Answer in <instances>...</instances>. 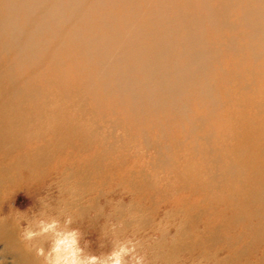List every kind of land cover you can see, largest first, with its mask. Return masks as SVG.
Masks as SVG:
<instances>
[{
	"label": "rangeland",
	"instance_id": "1",
	"mask_svg": "<svg viewBox=\"0 0 264 264\" xmlns=\"http://www.w3.org/2000/svg\"><path fill=\"white\" fill-rule=\"evenodd\" d=\"M59 8L0 0V21L33 45L0 23V101L15 121L0 218L19 233L16 209L36 212L47 193L90 251H108L123 221L117 236L139 238L147 264H264V2Z\"/></svg>",
	"mask_w": 264,
	"mask_h": 264
},
{
	"label": "clouds",
	"instance_id": "2",
	"mask_svg": "<svg viewBox=\"0 0 264 264\" xmlns=\"http://www.w3.org/2000/svg\"><path fill=\"white\" fill-rule=\"evenodd\" d=\"M120 134L122 129L117 130V135ZM47 196L45 193L38 197L41 207L36 212L29 214V210L16 209L15 218L21 241L41 258V264H147L139 238L117 236L123 221L110 225L112 243L108 251H90L87 247L90 242H81L84 233L76 226V217L62 204L60 212L50 211L55 205Z\"/></svg>",
	"mask_w": 264,
	"mask_h": 264
},
{
	"label": "bare ground",
	"instance_id": "3",
	"mask_svg": "<svg viewBox=\"0 0 264 264\" xmlns=\"http://www.w3.org/2000/svg\"><path fill=\"white\" fill-rule=\"evenodd\" d=\"M65 1H67V0H63V1L62 0H24V2H26L28 7L37 9V12H40V14L42 16L49 15L51 17L57 16V12H59V10H60L59 6L61 5L62 2H65ZM6 18H8V16H5L3 18V20L0 21V23L4 24V25L8 24L10 27L14 28L17 32H20L18 38L19 39L23 38V40L26 39L27 43H28L31 40L30 31H28V30L22 31V29H20V26L17 24L16 21L11 20L9 22ZM4 19H6V20H4ZM11 19H14V18H11ZM36 24H37V26H36L35 30H39L41 28L42 24H38V22ZM94 38L98 39V36H96ZM19 39H14L16 41V43H15L16 45L19 43V41H18ZM90 40L95 41L94 39L87 38V41H90ZM29 43L31 46H33L31 44V42H29ZM4 94L8 95V92H6V91H4V89L0 88V97L4 96ZM28 95H34V93H29ZM13 111H14V107L12 106V103L10 101H8V100L0 101V115L3 116V120H2L3 122L0 121V148H3V150H0V163H2V161H10V159L7 157L8 155L5 154L7 151L5 149H12V147H13V142H12L11 138H8V135H7V133L14 130V126H15V121L13 120V117H12ZM50 142H52V141H50ZM58 144H59V142H58ZM51 149H52V147H51ZM41 150L42 151L44 150L43 147ZM38 152H40V151H38ZM43 152H42V154H43ZM51 152L52 151H50V153ZM46 153L49 155V151H46L45 154ZM37 156H39V155H37ZM40 156L35 157V158H40ZM49 156H48V158L51 157V156L50 157ZM43 158H41V159H43ZM51 159L52 158H50V160ZM45 160L47 161V159H45ZM46 161H44V163ZM42 162L43 161H41V163ZM2 167H3V165H2ZM0 264H41V258L37 257L35 255L34 251H30L28 248L25 247L24 242L21 241V239L19 237V233H17V231L15 230L14 227L10 226L8 221H6L5 219H2V218H0Z\"/></svg>",
	"mask_w": 264,
	"mask_h": 264
}]
</instances>
